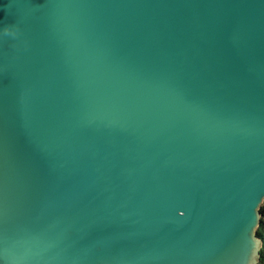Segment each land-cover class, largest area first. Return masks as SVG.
I'll return each instance as SVG.
<instances>
[{
  "label": "water",
  "instance_id": "obj_1",
  "mask_svg": "<svg viewBox=\"0 0 264 264\" xmlns=\"http://www.w3.org/2000/svg\"><path fill=\"white\" fill-rule=\"evenodd\" d=\"M264 0H0V264H257Z\"/></svg>",
  "mask_w": 264,
  "mask_h": 264
},
{
  "label": "trees",
  "instance_id": "obj_2",
  "mask_svg": "<svg viewBox=\"0 0 264 264\" xmlns=\"http://www.w3.org/2000/svg\"><path fill=\"white\" fill-rule=\"evenodd\" d=\"M260 222L256 228V234L262 241V246L260 248V257L257 264H264V202L260 205Z\"/></svg>",
  "mask_w": 264,
  "mask_h": 264
}]
</instances>
